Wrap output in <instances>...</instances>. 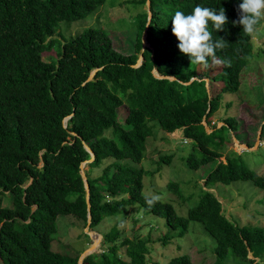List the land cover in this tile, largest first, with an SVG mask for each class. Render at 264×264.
<instances>
[{"label":"trees","instance_id":"trees-1","mask_svg":"<svg viewBox=\"0 0 264 264\" xmlns=\"http://www.w3.org/2000/svg\"><path fill=\"white\" fill-rule=\"evenodd\" d=\"M102 2L0 0V264H76L78 254L62 255L51 250L50 243L58 215H70L85 226L78 165L89 154L83 143L93 153L84 170L88 228L96 229L103 218L124 214L135 204L162 218L175 237L186 231L188 221L199 222L214 241L210 264H249L255 259L264 264V227L227 218L208 191L215 183L236 180H248L264 191V174L247 168L234 152L222 156L209 148L224 142V128L236 129L234 117L219 119L218 127L209 118L219 106V93L238 89L251 49L250 35L232 23L239 19L242 0H148L149 21L145 28L146 11L134 13L132 51L126 54L116 51L98 27H83L68 39L58 38L60 21L81 19ZM129 2L133 6L145 0ZM197 5L226 10L223 31H215L209 22L213 40L227 42L216 51L219 64L211 58L208 67L191 64L172 34L175 12L191 14ZM144 29L147 46L141 49ZM48 50L54 56L44 60L41 53ZM139 54L141 62L133 66ZM216 67L222 80L219 90L214 88ZM153 69L174 79L154 77ZM121 104L126 115L119 122L116 108ZM152 122L165 133L180 130L191 142L184 158L187 168L213 161L203 179L207 189H201L184 217L177 216L167 202L158 200L149 207L145 198L151 197L141 194L144 170L121 162L137 164L143 158ZM263 128L264 121L259 137ZM107 129L109 136L104 135ZM225 144L232 146V141ZM170 157L159 154L157 159L167 163ZM95 168L99 173L92 175ZM166 187L176 191L177 184L168 182ZM171 234L155 241L164 245L174 237ZM100 235V251L87 254L81 264H158L149 257L154 243L149 236L119 237L115 225ZM164 264L192 263L188 255L179 254Z\"/></svg>","mask_w":264,"mask_h":264},{"label":"rangeland","instance_id":"rangeland-1","mask_svg":"<svg viewBox=\"0 0 264 264\" xmlns=\"http://www.w3.org/2000/svg\"><path fill=\"white\" fill-rule=\"evenodd\" d=\"M141 10L146 11L145 4L132 6L129 0H103L97 8L81 19L72 22L60 21L56 27L60 34L58 38L68 39L83 27H98L107 33L116 51L130 53L134 34L131 19L135 12ZM250 44L251 49L246 64L240 71L238 89L235 92H220L219 106L209 118L219 126L221 123L219 119L234 117L237 123L236 129L228 132L224 128L221 132L224 142L218 146L211 144L209 148L220 152L222 156L231 154L230 151L236 153L247 168L262 175L264 174V128L260 137L259 135L264 121V21L256 26V33L250 36ZM41 56L44 60H48L49 57L54 56V52L44 51ZM214 69V88L219 90L222 80L219 69L217 67ZM125 115L126 108L121 104L116 108V120L121 122ZM152 124L151 135L146 139L143 158L137 164L130 160L121 162L127 161L128 164L144 170L141 177L142 195L159 197V201L167 202L172 206L177 216L184 217L187 209L196 204L201 189H207L203 185V179L206 172L213 167V161L197 169L187 168L184 158L190 152L191 142L183 138L178 129L167 134L154 122ZM104 135L109 136L110 131L105 130ZM183 139L186 141L182 142ZM227 140L232 141V146H226ZM159 154H169L170 160L167 163L159 161L157 159ZM219 159L222 160V157ZM83 169H86L85 165ZM96 172L99 173L97 168L93 169L91 174L94 175ZM168 182L177 184L176 191L166 187ZM208 191H211L220 202L221 211L227 218L234 219L242 225L264 227V191L253 186L248 180H236L228 184L215 183L208 188ZM55 221L57 227L50 248L65 256L74 254L79 256L95 240L98 244L91 252L100 251L103 245L99 234L115 225L119 237L149 236L154 239L149 257L158 264H164L169 258L179 254L188 255L192 264H210L213 260L214 241L204 232L199 222L188 221L186 231L181 236L175 237L174 231H168L162 218L141 210L135 204L129 206L124 214L103 218L96 229L82 227L81 223L70 215H58ZM85 230L98 232L99 238L85 235ZM164 233L168 235L172 233L174 237L163 245L155 240ZM256 261L257 259L249 264H261Z\"/></svg>","mask_w":264,"mask_h":264},{"label":"clouds","instance_id":"clouds-1","mask_svg":"<svg viewBox=\"0 0 264 264\" xmlns=\"http://www.w3.org/2000/svg\"><path fill=\"white\" fill-rule=\"evenodd\" d=\"M238 11L239 19L232 22L233 26L239 24L245 34L254 35L256 26L264 21V0H242ZM171 21L172 34L179 41L178 49L190 58L191 64L195 63L208 67L209 58L215 64L221 63L216 56V51L218 49L223 50L227 42L223 38L213 40L212 33L209 31V22L215 31L224 30L228 23V17L223 7L217 12L214 9L197 5L191 14L186 15L182 11H176ZM202 79L206 80L203 77ZM215 127L218 125L216 124ZM185 141V139L182 140V142ZM158 199L159 197L153 196L145 198V202L149 207H152Z\"/></svg>","mask_w":264,"mask_h":264},{"label":"water","instance_id":"water-1","mask_svg":"<svg viewBox=\"0 0 264 264\" xmlns=\"http://www.w3.org/2000/svg\"><path fill=\"white\" fill-rule=\"evenodd\" d=\"M145 5H146V22H145V28H146V25H147V23H148V21H149V18H150V11H149V9H148V0H145ZM145 36H146V33H145V29L142 31V35H141V37H140V40H141V49L143 48V47H145V46H147V43H146V39H145ZM140 62H141V55L139 54L138 55V57H137V59H136V62H135V64L133 65V66H137L138 64H140ZM95 70H96V68L95 69H93V70H91L90 72H89V74H88V76L86 77V80H89L91 77H92V75H93V73L95 72ZM151 72H152V74H153V76L154 77H157V78H167V79H169V80H173L174 79V77L173 76H163V75H159V74H157L156 73V71L153 69V70H151ZM194 77H191L190 79H189V81L190 80H192ZM189 81H187V82H185V83H188ZM68 118V116L67 117H65L64 119H62L63 120V122H62V125L63 126H65V120ZM83 145V148L88 152V154H89V158L88 159H86V160H83V161H81L80 163H79V165H78V167H79V171H78V173H79V175H80V177H81V180H82V185H83V189H84V202H85V206H86V221H85V228H86V226L88 227V224H89V222H90V215H89V212H88V209H89V201H88V185H87V182H86V178H85V175H84V169H83V167H84V165L86 164V163H88V162H90L92 159H93V153L91 152V150L89 149V147L85 144V143H83L82 144ZM241 146L242 147H245L246 148V146L244 145V144H241ZM86 232V234H88L89 236H91L92 237V234H98V233H96L95 231H87V230H85ZM93 240V239H92ZM91 244H93V241H92V243ZM97 244H98V241H97ZM90 246V245H89ZM89 246L87 247V249H85L83 252H81L80 254H79V256L77 257V260H76V264H81V261H82V259H83V257H85L87 254H89V253H92L91 252V250L95 247H93V248H89ZM97 246V245H96Z\"/></svg>","mask_w":264,"mask_h":264},{"label":"bare ground","instance_id":"bare-ground-1","mask_svg":"<svg viewBox=\"0 0 264 264\" xmlns=\"http://www.w3.org/2000/svg\"><path fill=\"white\" fill-rule=\"evenodd\" d=\"M94 236H96V237L99 238V235L98 234H92V238H94ZM96 245H97V240H95L94 243L90 246V249L93 248Z\"/></svg>","mask_w":264,"mask_h":264},{"label":"crops","instance_id":"crops-1","mask_svg":"<svg viewBox=\"0 0 264 264\" xmlns=\"http://www.w3.org/2000/svg\"><path fill=\"white\" fill-rule=\"evenodd\" d=\"M258 146V145H257ZM257 148V147H256Z\"/></svg>","mask_w":264,"mask_h":264}]
</instances>
